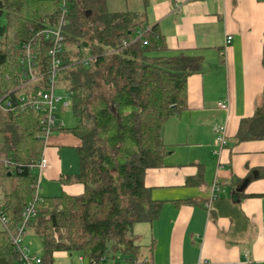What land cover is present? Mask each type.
<instances>
[{
  "label": "trees",
  "instance_id": "obj_1",
  "mask_svg": "<svg viewBox=\"0 0 264 264\" xmlns=\"http://www.w3.org/2000/svg\"><path fill=\"white\" fill-rule=\"evenodd\" d=\"M144 1L140 13L111 11L107 0H0V96L9 92L13 105L0 109V212L11 226L0 229V264H25L12 239L23 224L25 240L27 234L43 240L37 264H53L61 252L85 255L89 264H154L151 244L147 255H139L132 236L137 223H152L164 206L152 196L145 175L165 164L163 126L187 108L188 78L202 71L204 60L170 54L159 25L148 22ZM63 11L64 68L55 91L71 96L77 124L57 126L54 132L68 131L80 139L79 171L62 180L80 183L84 190L37 198L33 165L45 156L40 120L47 114L36 99L51 89L48 42L41 31L58 25ZM138 31L143 35L132 42ZM24 43H31L36 54L33 80L21 63ZM236 137L264 140V89ZM30 203L37 215L24 223L22 212Z\"/></svg>",
  "mask_w": 264,
  "mask_h": 264
},
{
  "label": "crops",
  "instance_id": "obj_2",
  "mask_svg": "<svg viewBox=\"0 0 264 264\" xmlns=\"http://www.w3.org/2000/svg\"><path fill=\"white\" fill-rule=\"evenodd\" d=\"M150 10L170 54L204 60L202 71L188 78L187 108L163 126L165 164L146 171L152 196L164 201L160 216L148 222L145 245L151 244L153 263L264 264V140L236 137L264 89V0H154ZM221 101L229 108H221ZM218 124H226L223 149L216 139ZM80 144L68 131L48 137L42 195L83 192L82 184L62 180L79 171ZM190 178L199 183L188 184ZM215 182L220 189L208 212Z\"/></svg>",
  "mask_w": 264,
  "mask_h": 264
},
{
  "label": "built area",
  "instance_id": "obj_3",
  "mask_svg": "<svg viewBox=\"0 0 264 264\" xmlns=\"http://www.w3.org/2000/svg\"><path fill=\"white\" fill-rule=\"evenodd\" d=\"M176 7H180L176 5ZM67 24L66 20V11H63L62 16L59 20L58 25L54 27L45 28L41 31V35L48 42V55L50 57L51 69H50V79L49 85L51 89L45 92H39L36 104L40 110H43L47 116H43L40 120V124L45 131L46 140L50 135L54 133V128L57 126H63L65 123L63 120L57 117L58 103L64 99V96L58 95L55 91L56 80L64 68V64L61 58V55L65 49V37H64V27ZM151 27H147L149 30ZM143 35L142 32L138 31V35L133 39L132 42L138 40ZM232 40V35H228L226 38V43L229 44ZM129 44L128 41H124V46ZM90 58L83 60L85 65L88 64ZM21 63L25 72V75L33 80L35 78L34 69L36 67V54L32 51L31 43H24L23 53L21 58ZM63 105H69V101L66 99ZM219 106L223 109H228V102L222 101L219 103ZM12 101L10 99V93L7 92L4 95L0 96V109H10L12 108ZM216 132V139L221 149L225 148L228 144L227 141V130L226 124H218L214 127ZM219 153V152H218ZM34 168L38 170V177L33 181L32 186L34 187L35 197L40 198L41 194V184H40V173L48 168L49 162L48 159L44 156L42 157L37 164L33 165ZM220 187L218 183H214L212 186L209 201L206 202L205 206L208 212L211 211V201L218 197V191ZM37 215V209L34 203H30L25 207L22 212L23 222L26 223L31 218ZM0 224L7 229H10L11 226L8 223V218L2 212H0ZM25 224L18 226L17 233L13 236L14 249L20 255V260L25 264H37L39 263L40 257L31 252L28 244L25 241ZM79 260L83 261V256H79ZM120 264H129L128 262H122ZM133 264H142L141 260L135 261ZM201 264V263H199Z\"/></svg>",
  "mask_w": 264,
  "mask_h": 264
},
{
  "label": "rangeland",
  "instance_id": "obj_4",
  "mask_svg": "<svg viewBox=\"0 0 264 264\" xmlns=\"http://www.w3.org/2000/svg\"><path fill=\"white\" fill-rule=\"evenodd\" d=\"M148 6H147V13L149 15V20L152 21V14L150 13V7L154 0H147ZM159 1V0H156ZM107 6L108 9L111 11H138L142 12L145 8V1L144 0H107ZM148 20V22H149ZM1 22H5V19L2 17ZM59 91V90H58ZM58 95L64 96V99L58 103V117L64 121L66 127H73L77 124V118L74 115L73 109L71 105H63L64 101L67 99L69 103L72 102V98L70 95H67L64 92H57ZM70 159V158H69ZM78 161V159H77ZM80 168V167H79ZM60 193V192H59ZM57 193V194H59ZM47 194V193H45ZM49 195V194H47ZM149 223H140L136 224L134 226V232L132 236L134 237L135 243H136V250L135 252L139 255H142L147 251V248L145 243L149 241L148 238V228ZM4 228L0 224V229ZM26 242L31 250V252L35 255L42 256L44 252V246H43V240L40 236L34 235V234H28L26 236ZM81 254L76 252H61L57 253L54 256L53 264H89V261L85 255L84 260H79V256Z\"/></svg>",
  "mask_w": 264,
  "mask_h": 264
},
{
  "label": "water",
  "instance_id": "obj_5",
  "mask_svg": "<svg viewBox=\"0 0 264 264\" xmlns=\"http://www.w3.org/2000/svg\"><path fill=\"white\" fill-rule=\"evenodd\" d=\"M247 184V180H245L242 184V186L238 189L239 191L243 190Z\"/></svg>",
  "mask_w": 264,
  "mask_h": 264
}]
</instances>
